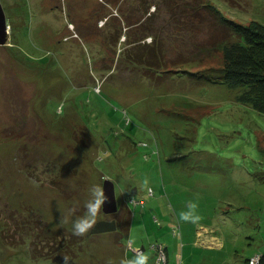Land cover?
I'll use <instances>...</instances> for the list:
<instances>
[{
    "label": "rangeland",
    "instance_id": "rangeland-1",
    "mask_svg": "<svg viewBox=\"0 0 264 264\" xmlns=\"http://www.w3.org/2000/svg\"><path fill=\"white\" fill-rule=\"evenodd\" d=\"M204 1L229 20L264 24V0ZM120 3L20 0L14 9L23 16L25 40L13 54L25 69L0 46V264H64L33 259L28 235L19 243L4 241L8 224L22 232L7 214L16 211L20 222L32 207L51 231L72 232L70 204L84 207L89 189L102 185L104 177L114 183L118 210L101 211L97 219L117 218V228L84 236L81 255L99 253V238L119 241L132 229L133 237L143 239L144 252L153 253L149 264H155L151 244L166 247L165 264H244L264 250V113L237 101V89L210 79L223 65L219 49L166 65L159 82L153 69L130 63L122 20L126 5ZM112 20L122 26L116 44L105 39ZM4 30L9 31L6 25ZM203 31L187 46L169 47L166 59L192 57L189 42L203 41ZM66 35L78 39L65 41ZM58 44L72 49L61 51ZM207 53L212 56L205 58ZM34 93L41 100L33 110ZM66 93L64 114L58 116ZM145 178L150 190L143 187ZM55 180L61 186L50 184ZM126 187L129 195L123 198ZM189 201L198 204V223L179 220ZM65 216L69 222L61 224ZM81 258L68 264H84Z\"/></svg>",
    "mask_w": 264,
    "mask_h": 264
},
{
    "label": "trees",
    "instance_id": "trees-1",
    "mask_svg": "<svg viewBox=\"0 0 264 264\" xmlns=\"http://www.w3.org/2000/svg\"><path fill=\"white\" fill-rule=\"evenodd\" d=\"M120 4L126 5L124 8L126 14L122 20L126 28L123 34L130 40L127 44L129 46L125 47V57L130 63L153 69L157 75L155 76L152 71L150 76L153 78L155 76L156 82H159L158 79H162L161 72L167 69L166 65L199 60L202 51L211 48L214 53L219 49L223 61L222 67L219 68L221 74L218 71L219 75L210 79L213 81L218 79L229 88L237 89V101L251 105L259 113H264V24L256 20H251L247 24L229 20L204 0H121ZM164 9L165 16H159V12ZM82 22L85 23L84 21L80 23ZM105 27L107 30L105 39L116 44L122 34V26L112 20ZM165 27L169 28L168 32L164 30ZM129 29L132 32L128 31ZM202 31L205 34L203 41L189 42L192 51L188 53H192V57L180 53L176 54L177 58L166 59L165 52L169 47L187 46L188 41L196 40ZM178 33L184 34L178 41L170 43L173 38L178 37ZM147 37H150V41H146ZM209 56H212V53H207L204 57ZM178 72L196 75L186 70ZM61 167L68 172L66 167L62 165ZM50 184L55 187L61 186L59 180ZM73 206L76 205L70 204V208ZM29 209L28 217L22 216L20 222L14 218L18 215L16 211L11 210L7 214V219H12L14 226L21 228L22 232L14 230L8 224L3 232L4 241L10 244L19 243L23 241L24 235H28L31 257L49 259L56 263L64 262L62 256H69L73 260L80 254L83 250V237L74 236L65 228L51 231L41 215L32 207ZM83 209L84 207H80L78 213L80 214V210ZM129 217L130 213L127 211L126 228L129 225ZM248 261L249 258L244 264H249ZM256 264H264V251L259 254Z\"/></svg>",
    "mask_w": 264,
    "mask_h": 264
},
{
    "label": "crops",
    "instance_id": "crops-1",
    "mask_svg": "<svg viewBox=\"0 0 264 264\" xmlns=\"http://www.w3.org/2000/svg\"><path fill=\"white\" fill-rule=\"evenodd\" d=\"M19 5H20V0H0V46H2L3 48H7V50L10 49V53H11V57H12L11 60L13 61V63L16 62L20 67L23 66V68L25 69V63H24V65L22 64V62L24 60H21V62H19L18 61L19 58H15V56L13 54V50L15 47H17L18 41L22 42L23 40H25V35H24V32L22 31V28H24V26H25L24 21H23V16L20 15V12H14V9L19 8ZM39 19H40V17H39ZM37 23L39 25V24H41V21L38 20ZM7 24L9 25V31L5 32L4 26ZM20 25H22L21 29H20V27H18ZM16 27H18V31L20 29V31L17 33L18 35H14V29ZM28 38L30 40V33H28ZM68 39H76L77 40L78 38H76L74 36H69V35H66L65 38L63 37V40H65V41ZM58 46L59 47L57 49H62L61 51H65V52L72 49V47L69 48L66 46H62L61 44H58ZM19 72L20 71H18V73ZM29 76H32L30 74V71L26 77L30 81ZM156 85L157 84H155L153 86L154 87L159 86V85L158 86H156ZM150 86H152V84H150ZM35 93H36V91H35ZM35 93L33 95V98H31V101H30L32 109L36 108V106L37 107L40 106V104H37V102H39V100H41V99L39 98V100H37L36 97L34 98ZM38 95H39V93L37 94V96ZM128 189H129V187L121 189L120 193H121L123 198H125V195L128 194V192H127ZM128 211L130 213L129 209H128ZM137 214H138V212L135 211V212H133V214L131 216L132 217L131 218L132 219V225L134 222H137L136 221L138 219ZM140 216H142V215L140 214ZM129 221H130V217H129ZM127 232H128V234H127ZM124 236H125V238H124ZM136 238L137 237H133L132 229L129 231H128V229H126L125 233L120 236L119 241L116 240V237H114V238L113 237L99 238L100 241L102 242L101 243L102 245L97 246L99 253L96 251L94 254H89L88 256H83V255H85L84 254L85 252H83L82 255L80 254L81 256L78 255V257H76V260L79 261V259L81 257H84V259H83L84 264H100V263L108 264V261H111V264H120V261L122 259H124V258L131 259L133 257V255L135 253L133 252L132 249L141 248V249H143V252L145 251L143 246L140 247V244L143 242V239H136ZM102 248H104V249L101 250ZM100 250H101V252H100ZM262 251H264V250H262ZM262 251H257L252 256H254L255 254H260ZM122 253H123V255H122ZM151 256H153V253L150 255V257ZM252 256H250V257H252Z\"/></svg>",
    "mask_w": 264,
    "mask_h": 264
},
{
    "label": "clouds",
    "instance_id": "clouds-1",
    "mask_svg": "<svg viewBox=\"0 0 264 264\" xmlns=\"http://www.w3.org/2000/svg\"><path fill=\"white\" fill-rule=\"evenodd\" d=\"M69 95H70L69 93H66L64 95V99L60 102L59 108L56 113L58 116H63L64 101L69 99ZM103 179L104 181L105 180L111 181L109 177H104ZM30 182L33 183L34 186L39 187V184L34 179H32ZM143 187L145 189H149V181L147 180V178H145L143 181ZM106 199L107 197L105 196L103 186L100 184L93 185L89 189V199L84 204L83 214L77 215V213L79 212L78 206H73L72 208L69 209V214L72 217H74L71 220L72 234L74 236L84 237L92 231V229L97 225L98 222L97 218L102 211V206L104 205ZM197 208H198V204L196 202L189 201L187 203L186 210L181 211L179 213V220L182 222L198 223L201 217L197 213ZM168 211L171 212L172 209L169 208ZM60 222L61 224L68 223L69 218L65 216ZM62 258L64 264H68V262L71 260V257L66 255L62 256ZM149 261H150L149 254L143 252V250L142 251L138 250L137 253L134 254L131 259L124 258L120 261V264H149ZM108 264H111V261H108Z\"/></svg>",
    "mask_w": 264,
    "mask_h": 264
},
{
    "label": "water",
    "instance_id": "water-1",
    "mask_svg": "<svg viewBox=\"0 0 264 264\" xmlns=\"http://www.w3.org/2000/svg\"><path fill=\"white\" fill-rule=\"evenodd\" d=\"M102 186L104 188L105 196L107 197L104 205L102 206V212L110 214L117 212V203L115 198L114 183L112 181H103ZM117 228L116 220H98L97 225L92 229L90 233H101L106 231H114Z\"/></svg>",
    "mask_w": 264,
    "mask_h": 264
},
{
    "label": "built area",
    "instance_id": "built-area-1",
    "mask_svg": "<svg viewBox=\"0 0 264 264\" xmlns=\"http://www.w3.org/2000/svg\"><path fill=\"white\" fill-rule=\"evenodd\" d=\"M6 28L8 30L9 25H6ZM99 91V90H97ZM129 202H134L133 199H129ZM150 247L153 249L154 251V262L155 264H165L167 261V256H166V250L165 247L161 244H151ZM133 252L136 254L137 251H142L143 249L141 248H135L132 249ZM259 259V254H255L254 256L249 258V264H256L257 261Z\"/></svg>",
    "mask_w": 264,
    "mask_h": 264
}]
</instances>
